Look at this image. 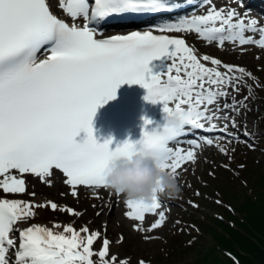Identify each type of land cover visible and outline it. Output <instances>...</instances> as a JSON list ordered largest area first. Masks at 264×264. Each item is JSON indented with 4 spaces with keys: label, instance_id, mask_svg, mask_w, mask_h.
I'll use <instances>...</instances> for the list:
<instances>
[{
    "label": "snow or ice",
    "instance_id": "snow-or-ice-1",
    "mask_svg": "<svg viewBox=\"0 0 264 264\" xmlns=\"http://www.w3.org/2000/svg\"><path fill=\"white\" fill-rule=\"evenodd\" d=\"M56 6L73 21L82 17L83 25L58 18L50 0H0V189L4 193L24 192V174L44 182L54 169L66 177L64 183L73 196L77 195V186L106 187L107 163L136 151L154 157L162 169L175 174L184 162L194 159L193 151L183 153L170 146L186 134V126L213 132L217 130L214 119H225L237 127L234 117L218 115V105L214 111L208 106L218 97L229 95L227 86L238 79L229 73H244L243 68L223 65L207 55L198 58L184 39L152 31L95 38L98 33L102 35L99 25L110 17L174 11L168 0H57ZM238 15L234 9L225 13L210 8L206 15L183 16L151 27L159 33L195 31L201 38L221 45L225 41H238L240 45L254 42L245 38L244 32L257 31V21L249 19L245 23L241 18L233 22ZM258 31L257 43L264 47V27ZM38 53L46 54V58L38 60ZM162 56L169 62L167 70L152 75L149 62ZM201 60L226 71L206 67ZM124 83L146 89L144 99L161 103L165 114L178 115L180 126H157L148 131L145 128L152 122L144 119L139 141L126 140L115 149L109 148L110 139L97 143L92 118L97 107L114 99L116 89ZM233 90L238 89L233 86ZM237 105L245 106L234 100L224 108L239 115ZM218 130L227 132L228 125ZM81 131L86 135L77 143L74 137ZM206 142L212 144V140ZM12 170L21 178L8 175ZM49 206L57 208L55 203L49 202ZM126 206L130 209L126 216L142 222L145 213H155L160 204L155 195L149 203L127 200ZM34 207L21 200L0 199V264H94L93 255H98L99 264H109V241L103 240L101 249L94 253L92 246L99 233L89 234L87 227L77 231L69 225L62 232L36 224L19 227L20 222L35 215ZM67 211L76 214L70 208ZM163 221L164 213L160 212L148 230L162 226ZM13 232L18 233L19 244L10 262L8 253L16 244L10 235ZM111 260L116 261V257Z\"/></svg>",
    "mask_w": 264,
    "mask_h": 264
},
{
    "label": "rangeland",
    "instance_id": "rangeland-1",
    "mask_svg": "<svg viewBox=\"0 0 264 264\" xmlns=\"http://www.w3.org/2000/svg\"><path fill=\"white\" fill-rule=\"evenodd\" d=\"M209 51L220 55L221 62L223 64L239 66L240 68H243L245 70L244 73H239L240 77L243 80V82H241V84L243 85H240V86L242 87L243 92L245 91V89L248 91L247 95L243 96V98L247 97L250 94L249 100L251 101H249L248 103L244 105L248 107L249 103H252L251 107L255 115H249L251 112H248L245 106H244V110H242V115H244L245 118L249 117L250 121L252 122V125L255 126L253 127V129L257 130V132L254 134L255 139L261 140V142L262 141L264 142V52L259 51L254 48H249L245 50L244 52H240L238 50L230 51L227 49H223L220 51V50H216L215 48ZM254 73L259 76L258 79L253 76ZM238 93H240V91ZM203 152L204 151L202 150L200 154L203 155ZM209 152L211 156H214L212 150H210ZM252 152H247L245 154L246 156L245 162L247 164L252 163L250 166H255V163H258L257 161H260L263 159L264 151L263 149L257 150L254 154H252ZM243 156L244 154L241 156L239 161L243 160L242 158ZM218 158L221 159V157L219 156ZM225 158H227V161H228L229 157L225 156ZM206 162H210V160L204 161L203 156H200L199 160H197L195 163L187 164L185 167H183L182 170L177 172V179L181 186V193L177 198L172 199L174 202L168 204L170 206L171 219L167 220L166 224L156 229H153L152 231H149V232L144 231L143 233L142 232L137 233L134 229L142 230L141 227L137 228V227H134L133 225L131 227L127 226L121 221L120 217L118 218V216H112L115 213L114 211L115 208L113 205H112V208L108 212L104 211L105 214L102 211L100 213L99 212L94 213L95 207L92 206L93 202L91 198H86V201L88 204H86L87 210L84 212V215L82 214L73 215L69 213L65 215L63 212H59L58 210L51 211L49 208H45L44 213H42L41 209H43V206L39 205L33 208V211L34 212L39 211V214L38 215L35 214L33 217H31L30 222L41 219L44 221V224L45 222L50 223L49 226H51L52 223L49 221L57 222L59 219H61L62 222H73L76 224V226L82 227V224H83L82 217L84 216H85L84 222L86 223L89 219H92L93 221H96L99 224L102 221L106 220L107 221L106 226L107 228H109L110 230L109 232L111 233V236L113 238H118L119 233H122L125 238L123 241L124 242L123 244H119L118 242H115L110 245L109 252L110 253L115 252L116 259L120 257L121 259H125L126 261H128L129 264H137L136 262L137 257H144V258L150 259L151 264L187 263V261L193 259L195 256L198 255L199 251L202 249V243L196 244L193 242L189 244L187 242V239L189 238V236L185 234H177L176 232H179V231L176 229V226L172 227V223L174 222V220H175V224H178V225L180 223H184V220L190 221L189 219L197 222L200 219V217L204 216L205 214L213 215V213L215 212L222 211L220 206H217L214 202L209 201L210 200L209 197L203 196V194L214 196L216 195L217 192L220 193L219 189L217 191H214V190L210 191V189L208 190L207 186L202 187L198 184V181H197V177L200 178L201 176H205V173L208 172V171L206 172V169L208 167L210 168L212 167L210 166L209 163L206 164ZM214 162H218V161L214 159ZM204 165L205 167L204 169H202ZM201 169L203 173L200 171ZM218 173H220L223 176V178L222 179L217 178L212 184L213 187H218L219 185L225 184V183H234V187L239 188V185L236 183L235 180L231 181L230 178L226 177L227 175L226 170L218 169ZM194 180H195L197 187H200L202 191V197H196V200L199 201L198 204L196 203L195 205L196 207H193L194 205H191L190 203H187L185 201L186 198H191L195 194L194 191H192V184ZM35 183L38 185H35L33 183V184H30L28 188L33 187L35 189H38L39 187H41L39 185H42L39 182H35ZM41 189L39 188L40 193L44 194L45 191H47V193H45L44 195H34L37 200L40 198L50 197L57 201H64L65 203H68V204L75 203L74 197L69 194L65 197H61L60 192L65 190L63 189V187H58V188L55 187L51 189L43 185ZM205 189H207V192H205L206 191ZM240 193H241V190H240ZM27 198L29 199L28 195H27ZM225 200L226 199H224V201ZM176 201H179V202L181 201V203H177ZM76 207L81 208L82 204L76 205ZM87 212H88V215L85 214ZM178 213L183 218H176L178 217L177 216ZM57 224L61 228L62 223L60 224L58 222ZM180 228H182V225ZM54 230L59 231V228L57 229V227H54ZM144 235H149V236L146 237ZM173 236H177L178 238H173ZM206 237L207 236L202 232V236L199 238L200 241H198L199 240L198 239L195 242H202L204 241V238ZM174 239L176 241L172 242V240ZM171 243L172 245L176 246L175 250L170 249ZM123 247L124 248L129 247V249L124 250ZM124 255L130 256V259L125 258Z\"/></svg>",
    "mask_w": 264,
    "mask_h": 264
},
{
    "label": "trees",
    "instance_id": "trees-1",
    "mask_svg": "<svg viewBox=\"0 0 264 264\" xmlns=\"http://www.w3.org/2000/svg\"><path fill=\"white\" fill-rule=\"evenodd\" d=\"M243 165L237 175L231 170L227 173L240 188L234 183L210 188L221 193L222 218L206 216L205 232L210 239L189 263L264 264V159L255 166ZM209 175L206 182L212 185L216 176ZM224 199L231 208L224 205Z\"/></svg>",
    "mask_w": 264,
    "mask_h": 264
},
{
    "label": "clouds",
    "instance_id": "clouds-1",
    "mask_svg": "<svg viewBox=\"0 0 264 264\" xmlns=\"http://www.w3.org/2000/svg\"><path fill=\"white\" fill-rule=\"evenodd\" d=\"M162 120V128L180 126L176 114L164 113ZM104 179L108 189L123 195L127 200L149 203L158 193L166 194L170 199L177 198L181 193L176 175L162 169L157 159L140 151L110 160L105 168Z\"/></svg>",
    "mask_w": 264,
    "mask_h": 264
},
{
    "label": "bare ground",
    "instance_id": "bare-ground-1",
    "mask_svg": "<svg viewBox=\"0 0 264 264\" xmlns=\"http://www.w3.org/2000/svg\"><path fill=\"white\" fill-rule=\"evenodd\" d=\"M50 2H51V5H52V9L55 11V12H60V14H61V10H59L58 8H57V6H56V4H57V0H50ZM72 23H76V24H81L80 22H77V21H70V24H72ZM168 60H167V57H165V59H164V68H163V70H162V72H165L166 70H167V66H168ZM230 76H232L231 74H229ZM242 76V75H241ZM233 86L236 88V87H238V84L236 85L235 84V81H232V84H230V85H228L227 86V88H226V90H227V92L228 93H230V91H229V89L230 90H233ZM226 102H227V100L226 99H224ZM221 101L222 100H220V101H217L215 104H213V105H211V107L212 108H216L217 107V105L221 108V111L219 112V113H221V115H222V117L223 116H225V114H228V115H230L231 116V112H232V109L231 108H224V105H225V103H223L222 102V104H221ZM231 105V104H230ZM249 112V111H248ZM225 120V119H224ZM244 124H246V125H248L249 123H248V121L246 122V123H244ZM62 176H64L61 172H59L58 170H56V169H54V170H52V175L51 176H49V177H47V179H46V181H44V182H39L38 180H36V176H34V175H32V174H25V179H34L35 180V182H39L40 184H45V183H48L47 184V187H49V188H51V189H53V188H55V187H61V186H64L65 185V183H64V180H65V178H63ZM48 181V182H47ZM50 182V183H49ZM25 183L26 184H28L27 183V181H25ZM112 211V210H111ZM104 213V212H103ZM105 214V213H104ZM122 213L120 212V209L119 208H117L116 210H115V213L112 215V216H118V218L120 217L121 218V221L125 224V225H127L128 226V223H129V219L128 218H126L124 215L122 216L121 215ZM95 215V214H94ZM97 218V217H96ZM120 222V221H119ZM135 222V221H134ZM19 227H21V228H24V226H22L21 224H19ZM131 227V226H130ZM133 229V228H132ZM142 232V231H141ZM138 233V232H137ZM143 233V232H142ZM150 234V233H149ZM11 235V238H13V239H15V238H17L19 235H18V233H17V236H15L14 234H10ZM18 249V247H14L13 248V251H16ZM15 256V255H14Z\"/></svg>",
    "mask_w": 264,
    "mask_h": 264
}]
</instances>
